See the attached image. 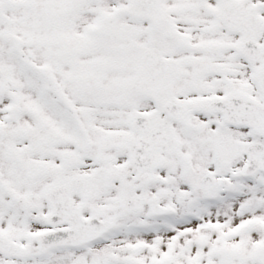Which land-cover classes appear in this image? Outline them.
Returning <instances> with one entry per match:
<instances>
[{
	"label": "snow or ice",
	"instance_id": "1",
	"mask_svg": "<svg viewBox=\"0 0 264 264\" xmlns=\"http://www.w3.org/2000/svg\"><path fill=\"white\" fill-rule=\"evenodd\" d=\"M0 264H264V0H0Z\"/></svg>",
	"mask_w": 264,
	"mask_h": 264
}]
</instances>
